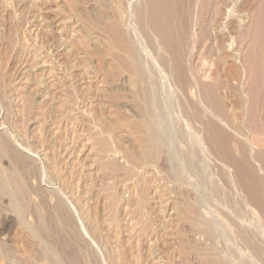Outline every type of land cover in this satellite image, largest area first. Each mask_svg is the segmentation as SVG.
Segmentation results:
<instances>
[{
  "label": "rangeland",
  "instance_id": "374dc122",
  "mask_svg": "<svg viewBox=\"0 0 264 264\" xmlns=\"http://www.w3.org/2000/svg\"><path fill=\"white\" fill-rule=\"evenodd\" d=\"M228 3L206 43L193 8L184 59L194 77L214 46L204 80L228 113L215 117L198 89L169 86L159 72L166 70L145 57L143 0H0V169L11 167L8 148L27 156L36 172L26 197L44 217L56 201L65 204L77 259L264 264V217L241 173L264 172L256 157L264 142V0ZM209 120L227 134L225 147L207 141ZM0 197V264H48L33 211L23 223Z\"/></svg>",
  "mask_w": 264,
  "mask_h": 264
},
{
  "label": "bare ground",
  "instance_id": "6f19581e",
  "mask_svg": "<svg viewBox=\"0 0 264 264\" xmlns=\"http://www.w3.org/2000/svg\"><path fill=\"white\" fill-rule=\"evenodd\" d=\"M228 1L229 0H143V5L141 8H139V12H140L139 15L141 16V18L138 22H139V26L142 27V29H144L142 37L146 41V43H148L147 45L151 49L150 50L151 52H147V51L145 52V55H146L145 57H147L148 59H149V56H152V58L154 57L157 60V62L156 61L155 62L159 63L166 70L164 72L159 70V72H160V74L167 72V74H164V75L165 76L167 75L169 80H167L168 79L167 77H164V78H167L165 81L169 82V86L174 87L176 89L178 88V90L180 89L179 90L180 92L181 91L182 92L187 91V93L189 92L191 94H192L193 90L198 89L196 91L199 92V96L197 93V97H199L200 102L205 105V108H206L205 110L210 115H213L215 117H217V116H219V117L224 116L225 117V115H227L228 113L226 112V109L224 108V106L221 103V101L219 100V98H217L218 95H216L217 93H215L216 89L213 88V84L212 85L208 84L206 82V80H204L205 78L207 79V77L209 75V71H210L209 69L211 67L210 65H208V67L204 68V66L206 65L205 61L208 59L207 57L212 56V54L214 52L212 48H214V46L212 47V45H211L212 48L208 46L205 49V54H203V57H201V59H200L201 62L198 61L201 66H199V68H198V65H195V66H197L198 69H196L197 70L196 72L194 71V74H195L194 77L192 75H190L189 73H187L188 71L186 70V66L184 69V59L186 58L185 56H186V54L188 52V48H189L188 45H189V40H190L189 39L190 28L192 26L191 24H193V22L191 20L193 18L192 11L195 10L193 8H195V6L197 5V10H195V11H197L198 16H197V14H196V16L201 17V19H200V22L198 21L199 22L198 26L197 25L196 26L199 27V29H200L199 31L201 33L200 35H202V38L204 39V42H205V41H208L209 39H211L210 37L212 36V34H214V33L210 32V29L212 26H214L213 23L217 22V21L214 22V20L217 17L220 18L219 15L221 13V9L222 10L224 9L222 7L225 6L228 3ZM195 11H194V13H195ZM193 21H194V19H193ZM195 23H196V21H195ZM212 30H214V29H212ZM213 38H216V37L214 36ZM137 54H139V53H137ZM136 57H139V56H136ZM218 59L220 61H222V58L219 57ZM143 60H144V57H143ZM148 62H149V60H148ZM196 63H197V60H196ZM146 64H147V62H146ZM148 64H151V63H148ZM194 64H195V62H194ZM151 65H153V64H151ZM190 65H192L191 62H190ZM153 66H156V65H153ZM189 67L192 68V66H188L187 69H189ZM235 67L236 66H234L233 69H235ZM156 68L163 70V68H158V67H156ZM153 69H155V68H153ZM185 70L187 72H185ZM234 71H236V70H234ZM186 73L192 77H190V79H188L189 77L187 78ZM151 75H153V74H151ZM212 76H210V77H212ZM214 87H216V86H214ZM183 93H185V92H183ZM259 98H260V96H259ZM261 103H263V102H261ZM263 104H261V106ZM261 106L259 108L262 109ZM193 107H195V106H193ZM261 109H259L261 114L259 113L260 116H258V117H260V119H259L260 120V123H259L260 133L264 139V115H263L264 111ZM199 110H200V108H199ZM196 111L197 110H195V112ZM202 112H205V111H202ZM200 113H199V116L202 117V115H200ZM204 116H206V115H204ZM192 117H196V116L192 115ZM196 118H198V117H196ZM213 122H214V120H212V122L210 120L207 122L208 123V127H207L208 129H206V130L208 131L207 133L210 136L209 138H211L207 141L210 142L211 140H213V142H215V144L217 146L221 145V146L225 147L224 141L228 138V137H226L227 134L225 132L223 134L222 133L223 130L218 129L217 127H219V126L216 127V123L214 124ZM220 122H221V120H220ZM203 124H206V123H204V121H203ZM207 138H208V135H207ZM262 143L263 144H260L261 148L258 151V154L256 156L257 158H259L258 162H260V165H261L260 167H262V169L260 170L261 172L264 169V147H262V145L264 146V142H262ZM7 148H8V146H7ZM2 150L5 151V149H2ZM8 151L10 152V153H8L9 154L8 158H11V159H9L11 161L10 162L11 167L7 170L0 169V195L8 197V200H9V203L11 206L10 208H15L17 210V212H18L17 214H19L21 216L19 218L22 219L21 222L23 221V223L26 220L25 216H27L28 213H30L29 211H31V212L33 211V214L35 217L34 218L35 224L33 226L32 231L34 230V232H35L34 235H37V233H38V236L42 239L43 245H42L41 251H42V256L47 258L46 262L48 260L49 261L48 264H62V260H65V258H67V261L65 260V262H68L69 264H86V262L82 261L81 259L80 260L77 259V258H79L78 257L79 255L77 254L78 251L73 246V243H74L73 237H74V239H76L75 235L77 233L76 234L74 233L75 231L73 228H72L73 230L70 229L72 220L68 214L69 211H67L65 204L61 200L56 201V203L53 206V209L51 211L52 215L51 216L48 215L49 217H47V216L44 217L43 215H41V213L38 210L39 208L37 209L36 207H32L30 202L28 201V199L26 197L29 194V187L27 185V183H28L27 180H29L30 176L35 174L36 168L33 167L31 164L27 163L28 162L27 161L28 159L26 158L27 156H23L20 153L15 152L13 149L11 151L8 148ZM226 153H227V151H226ZM226 153L223 154V152H219V154H222L219 157H222L223 155H224V157L227 156L228 153H227V155H225ZM10 155H11V157H10ZM3 156H5V155H3ZM228 159H230V157ZM245 160L247 161V159H245ZM222 162H224V161L222 160ZM243 162H244V160H243ZM29 163H30V161H29ZM247 167L246 166L244 167L245 172H247V174H245L243 170H242L243 172H241L244 174V178L246 175L245 181L247 182V180H248L247 185H244L243 186L244 188L242 187L244 190L243 189L242 190L245 192L246 198H248L249 202L252 204V206H254L255 210L258 211V214H260L259 216L264 217V172H262L261 176H259L257 178L256 176H252L250 169H246ZM242 168H243V166H242ZM234 170H236V167ZM237 171H239V169ZM238 173H240V171ZM242 175H241V177H242ZM239 176H240V174L238 175V177ZM257 182L259 183V186H257L258 185ZM39 192H41V191H39ZM256 204H258V205H256ZM258 206H259V208H258ZM233 208H234V206H233ZM43 209H45V208H43ZM16 210H14V211L16 212ZM45 211H47V210H45ZM49 211H50V208H49ZM65 228L68 230H71V232L73 231L72 232L73 236L70 235L71 234V232H70V234L68 235V237L69 236L70 237H69V239L67 238V240H65L66 237H65V239L63 238L65 236V235L63 236V234H62L63 232L61 233V231H64V232L67 231V230H63ZM262 230H264V229H262ZM60 233L63 237L60 235ZM60 237H62L64 240L61 239ZM252 244H253V242H252Z\"/></svg>",
  "mask_w": 264,
  "mask_h": 264
}]
</instances>
